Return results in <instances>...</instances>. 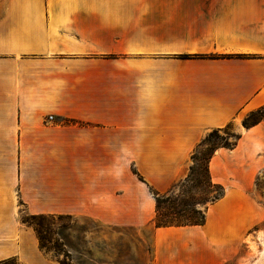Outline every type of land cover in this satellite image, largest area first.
Wrapping results in <instances>:
<instances>
[{
	"label": "crops",
	"instance_id": "0c3cea01",
	"mask_svg": "<svg viewBox=\"0 0 264 264\" xmlns=\"http://www.w3.org/2000/svg\"><path fill=\"white\" fill-rule=\"evenodd\" d=\"M263 105L264 0H0V261L60 264L20 205L149 227L205 135ZM262 130L214 152L223 197L202 225L154 227L151 264L247 240Z\"/></svg>",
	"mask_w": 264,
	"mask_h": 264
},
{
	"label": "rangeland",
	"instance_id": "374dc122",
	"mask_svg": "<svg viewBox=\"0 0 264 264\" xmlns=\"http://www.w3.org/2000/svg\"><path fill=\"white\" fill-rule=\"evenodd\" d=\"M259 118L262 119L260 122L264 121V110L255 112L249 118V122ZM241 122L242 119L232 121L230 125L213 132L209 131L206 134L209 137L208 140L196 152L199 160L194 165L197 180L202 182L206 180L205 167L215 144L221 145L225 141L234 142L236 135L242 136L245 128ZM261 133L264 131L262 130ZM253 161L256 165V171L253 176L250 195L256 209L257 222L248 229V237L245 242L241 245L232 246L231 252L216 253L215 264H264V141L261 150L257 152ZM191 165L192 160L190 159L188 172ZM171 191L172 188L167 193ZM173 191L172 197L177 198L175 195H179L180 200L187 201L183 207L184 211L181 212L185 218L196 216L195 211L203 209L202 205L197 204V201H200L197 191L185 195H182L176 188ZM19 211L20 220L27 212L22 205H20ZM166 211L168 209L165 206L162 213ZM46 223L53 232L49 234L50 240L60 245L64 244V250L70 253L69 257L62 254L55 257L54 253H45L41 250L59 263L60 260H64L69 264H151L149 250L152 229L154 228L152 223L146 228L116 227L100 224L86 217H72L62 220L48 219ZM14 258L20 262L17 257ZM218 259L220 260L218 261ZM7 264L16 263L12 261Z\"/></svg>",
	"mask_w": 264,
	"mask_h": 264
},
{
	"label": "trees",
	"instance_id": "16d2710c",
	"mask_svg": "<svg viewBox=\"0 0 264 264\" xmlns=\"http://www.w3.org/2000/svg\"><path fill=\"white\" fill-rule=\"evenodd\" d=\"M264 110V105L260 108L250 111L242 118V126L245 129H249L250 127L256 125L258 122H260L262 119L259 118L257 120H254L252 122H249V118H251L255 112H260ZM232 123H227L224 127L230 125ZM220 129V128H216ZM216 129H212L211 131H215ZM209 136V135H208ZM209 137L205 135V137L198 143V145L195 147L194 151L192 152L190 159L192 160V165L189 167V172L186 175L185 178L182 180L176 182L172 186V191L167 194H158L155 193V215L152 219V224L155 228L158 227H181V226H190V225H202L205 222V213L209 207V205L213 204L217 200L223 197L225 193L224 187L219 183L212 182L209 174V161L211 157L213 156L214 152L218 148H226V149H232L238 142L240 138V134L236 135L234 138V142H228L225 141L223 144L218 145L215 144L214 148L212 149V152L210 156L207 159L206 167H205V174H206V180L204 182L197 180L196 178V171H195V164L198 160V157L196 156L197 149L203 145L204 142L208 140ZM177 189L180 191L182 195H185L190 192L197 191V194L199 196L200 201H197V204H200L203 206V209H198L195 211V215L189 216L185 218V215H181V212L184 211L183 207L187 203V201H182L178 198L172 197V194L174 193L173 189ZM168 209V211L162 213V210L165 208ZM180 207V209H178ZM171 216V218H170ZM72 216L70 215H49V214H29L26 213L24 217H21L20 222L25 224L28 227H31L36 234V237L38 239L39 247L42 251L45 253H54L53 255L55 257H58L57 255L62 254L65 257H69V252L64 250V244H58L57 242H52L49 238V234L53 233L50 227L47 225L46 220L51 219H71ZM184 218V219H182ZM15 262L16 264H22L17 261L16 258L11 257L8 259H4L0 261V264H7L8 262ZM61 264H69L66 263L64 260H60Z\"/></svg>",
	"mask_w": 264,
	"mask_h": 264
},
{
	"label": "built area",
	"instance_id": "2783aa9c",
	"mask_svg": "<svg viewBox=\"0 0 264 264\" xmlns=\"http://www.w3.org/2000/svg\"><path fill=\"white\" fill-rule=\"evenodd\" d=\"M51 119H52V117H51V116H49V117H48V120H51Z\"/></svg>",
	"mask_w": 264,
	"mask_h": 264
}]
</instances>
